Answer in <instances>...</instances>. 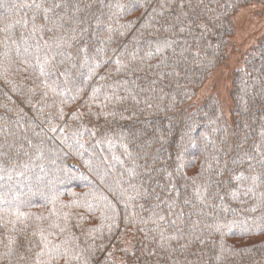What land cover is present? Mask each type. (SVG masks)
<instances>
[{
	"label": "trees",
	"instance_id": "obj_1",
	"mask_svg": "<svg viewBox=\"0 0 264 264\" xmlns=\"http://www.w3.org/2000/svg\"><path fill=\"white\" fill-rule=\"evenodd\" d=\"M264 0H0V264H264Z\"/></svg>",
	"mask_w": 264,
	"mask_h": 264
},
{
	"label": "rangeland",
	"instance_id": "obj_2",
	"mask_svg": "<svg viewBox=\"0 0 264 264\" xmlns=\"http://www.w3.org/2000/svg\"><path fill=\"white\" fill-rule=\"evenodd\" d=\"M234 33L230 38L225 63L216 67L197 89L191 104L198 107L214 95L221 103L225 117L231 119L232 103L229 97L231 74L243 65L245 54L256 44L264 29V2H252L239 8L233 16Z\"/></svg>",
	"mask_w": 264,
	"mask_h": 264
}]
</instances>
